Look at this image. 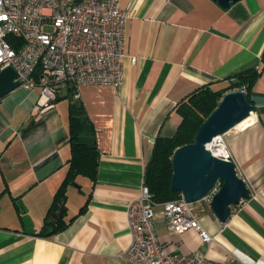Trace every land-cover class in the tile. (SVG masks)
Listing matches in <instances>:
<instances>
[{
  "label": "crops",
  "instance_id": "crops-1",
  "mask_svg": "<svg viewBox=\"0 0 264 264\" xmlns=\"http://www.w3.org/2000/svg\"><path fill=\"white\" fill-rule=\"evenodd\" d=\"M120 3L131 15L123 85H80L76 95L97 130V180L85 197L86 211L78 214L85 202L74 213L66 205V227L49 237L38 233L61 220L55 221L51 208L71 157L68 100L38 111V88L20 86L0 96V264H126L128 207L144 186L154 141L177 131V104L205 84L264 68V0L228 8L214 0ZM251 100L256 112L227 133L251 197L232 206L224 224L208 200L194 203L211 243L194 230L171 232L157 205L156 234L169 251L264 264V70Z\"/></svg>",
  "mask_w": 264,
  "mask_h": 264
},
{
  "label": "built area",
  "instance_id": "built-area-1",
  "mask_svg": "<svg viewBox=\"0 0 264 264\" xmlns=\"http://www.w3.org/2000/svg\"><path fill=\"white\" fill-rule=\"evenodd\" d=\"M130 18L120 0H0V69L14 67L21 87L40 90L38 111L53 108L68 84L119 88L124 82ZM11 35L23 43L14 46L8 40ZM136 61L131 57L132 64ZM227 133L214 137L207 147L214 156L233 160ZM205 199L210 203L211 196ZM157 205L146 185L131 201L132 240L123 254L126 264H241L233 258L219 261L206 254L169 251L156 234ZM161 206L171 232L194 230L203 242H212L196 206L182 194Z\"/></svg>",
  "mask_w": 264,
  "mask_h": 264
},
{
  "label": "trees",
  "instance_id": "trees-1",
  "mask_svg": "<svg viewBox=\"0 0 264 264\" xmlns=\"http://www.w3.org/2000/svg\"><path fill=\"white\" fill-rule=\"evenodd\" d=\"M8 40L18 47L23 43L21 38L9 36ZM264 62V53L262 56ZM263 65L258 68H250L231 75L215 83L205 84L188 94L176 106V111L182 120L175 134L171 137L159 135L153 145L152 154L145 168L144 185L148 186L153 194L154 201L162 204L169 200L181 197L180 192H175L171 187L173 175L172 157L177 148L193 143L195 136L211 113L218 107L224 94L230 90H244L250 103L251 92L256 81L263 74ZM41 72V69H38ZM38 75V73H37ZM219 85H222L219 87ZM64 95H59L56 101L67 99L68 106V134L71 146V157L69 168L64 181L62 182L55 200L52 204V211H58L62 204V212H67V192L70 186L78 185L79 176L85 177L95 185L98 175L100 150L98 147L97 130L89 117L84 102L77 97V87L73 84L66 86ZM82 187L80 188V190ZM63 201V203H62ZM89 199L80 208L78 214L86 211ZM64 216L58 222V227L49 231L38 233L41 236H51L64 229Z\"/></svg>",
  "mask_w": 264,
  "mask_h": 264
},
{
  "label": "water",
  "instance_id": "water-1",
  "mask_svg": "<svg viewBox=\"0 0 264 264\" xmlns=\"http://www.w3.org/2000/svg\"><path fill=\"white\" fill-rule=\"evenodd\" d=\"M214 1L228 8L240 0ZM17 77L12 66L0 69V96L21 86ZM255 112L256 106L249 102L244 90L226 92L218 107L200 126L195 141L177 148L172 157V190L180 192L190 203L211 196L210 206L223 224L229 220L232 206L249 199L251 191L234 161L214 156L207 145L214 137L229 132ZM62 206L53 214L55 221L62 216Z\"/></svg>",
  "mask_w": 264,
  "mask_h": 264
},
{
  "label": "rangeland",
  "instance_id": "rangeland-1",
  "mask_svg": "<svg viewBox=\"0 0 264 264\" xmlns=\"http://www.w3.org/2000/svg\"><path fill=\"white\" fill-rule=\"evenodd\" d=\"M78 182L80 185H82V190L80 191L78 187L71 186L69 187L68 191V201L67 206L69 209L74 213L78 208L82 206V204L85 202V197L90 192V182L85 177H79ZM156 213V212H155ZM156 216V215H155Z\"/></svg>",
  "mask_w": 264,
  "mask_h": 264
},
{
  "label": "bare ground",
  "instance_id": "bare-ground-1",
  "mask_svg": "<svg viewBox=\"0 0 264 264\" xmlns=\"http://www.w3.org/2000/svg\"><path fill=\"white\" fill-rule=\"evenodd\" d=\"M253 115V114H252Z\"/></svg>",
  "mask_w": 264,
  "mask_h": 264
}]
</instances>
